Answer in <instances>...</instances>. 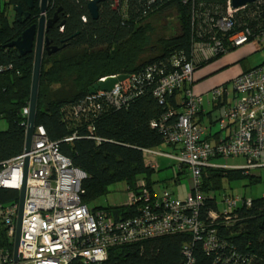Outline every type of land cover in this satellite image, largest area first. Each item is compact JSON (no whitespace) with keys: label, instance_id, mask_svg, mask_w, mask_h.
Here are the masks:
<instances>
[{"label":"trees","instance_id":"16d2710c","mask_svg":"<svg viewBox=\"0 0 264 264\" xmlns=\"http://www.w3.org/2000/svg\"><path fill=\"white\" fill-rule=\"evenodd\" d=\"M38 1L34 0V5ZM228 1L196 0L209 7L211 14H225ZM18 2L0 0L3 6L0 9V63L4 67L0 71V118L8 125L0 130V168L5 161L22 154L25 144V109L30 97L33 52L19 55L8 43L33 20L18 23L11 19L8 9ZM87 2L48 0V15L58 11L59 22L45 35L50 46H56L57 50L43 51L35 124L43 126L48 138L57 142L60 152L85 174L81 186L86 203L107 194L110 185L121 181L127 185V194L138 193L137 182L142 181L156 195L150 186L156 172L146 164L144 156L146 150L165 142L163 131L152 126L151 121L159 120L170 107L176 112L182 111L180 101L187 86L166 93L163 101L153 96L152 91L158 78L174 68L170 60L173 55H190L195 35L191 8L181 0H105L98 4V16L93 19ZM168 13L175 14L178 32L152 43L154 22L151 19ZM243 24L251 29V37L264 31V0H256L237 12L234 27L226 35L241 29ZM149 66L151 80H147L145 73ZM122 73L142 75L141 81L134 83L135 95L125 107L115 108L102 100H88L89 90L99 78ZM176 117L166 121L167 124ZM221 176L229 180L245 176L251 182L260 180L244 169L207 168L200 183L201 237L182 231L113 246L102 264H186L185 249L190 250L193 264H231L233 261L264 264V196L253 197L249 205L237 206L228 216H223L216 197L209 195L220 187ZM163 189L178 198L166 188L161 192ZM18 196V190L0 187V205L16 203ZM133 207L124 203L111 210L102 206L92 208L106 210L117 219L130 216ZM210 211L218 213L216 218L209 216ZM209 229H214L217 243L211 251L203 246V233ZM236 248L237 255L232 256Z\"/></svg>","mask_w":264,"mask_h":264},{"label":"built area","instance_id":"2783aa9c","mask_svg":"<svg viewBox=\"0 0 264 264\" xmlns=\"http://www.w3.org/2000/svg\"><path fill=\"white\" fill-rule=\"evenodd\" d=\"M181 2L191 8L190 20L195 35L189 57L183 53L173 55L170 60L174 68L158 78L152 94L159 101H163L166 93L189 84L198 62L250 40L258 41L264 48V31L251 37V29L245 24L226 35L234 27L235 14L245 6L232 9L228 1L225 14H211L209 7L196 0ZM82 20L85 21V17ZM3 69L0 63V71ZM146 70L147 80L153 79L152 67ZM118 75H106L99 80ZM140 77V74L127 75L111 90L98 89L91 93L88 100H102L115 108L125 107L135 95L133 85L139 83ZM227 93L226 87H215L211 91V101H219ZM231 93L233 102L217 117L216 122L221 129L232 124L234 129L229 136H221L215 144L203 137L207 127L195 121L196 112L202 106V96L192 92L190 87L184 89L180 101L182 111L176 112L170 107L159 120L151 121L152 126H158L163 131L165 144L179 146L174 158L178 165L190 171L193 186L185 198L178 199L164 189L160 195H153L142 181H138L140 191H129L125 202L127 206H134L133 213L117 219L106 210L88 206L83 200L84 189L81 186L85 174L60 152L57 142L48 138L43 126L35 125L29 152L23 151L5 161L0 168V187L18 190L23 160L28 156L18 258L16 262L13 260L18 214L16 202L0 205V241L5 243L0 244V264H102L108 249L113 246L182 231L192 233L195 238L201 237L203 226L199 220V208L203 196L200 189L202 173L207 168H218L211 159L242 156L246 163L235 168L244 169L247 173L264 168V61L236 76ZM96 106L99 107V104ZM174 115H177L176 119L167 124L166 121ZM209 195L215 196L214 192ZM222 201L224 204L219 208L220 213L228 216L235 207L249 205L251 198L232 195L224 196ZM217 214L209 212L212 219ZM214 235V229L203 233V246L208 251L217 245ZM237 251V248L233 249L231 255H237ZM183 252L188 257L186 264H193L190 250Z\"/></svg>","mask_w":264,"mask_h":264},{"label":"crops","instance_id":"0c3cea01","mask_svg":"<svg viewBox=\"0 0 264 264\" xmlns=\"http://www.w3.org/2000/svg\"><path fill=\"white\" fill-rule=\"evenodd\" d=\"M255 47L256 45L251 43L250 40L241 46L235 47V49H232L233 51L227 50L216 57H212L208 61L198 62L192 72L191 82L186 84L187 87L191 88L192 92L202 96V106L196 112L195 121L207 127V131L203 137L209 140L211 144H215L221 136H229L234 129L233 124L228 125L224 129H221L218 124L217 128L216 120L217 117L223 114L224 110L233 102V95L231 93L233 79L239 74L254 67L251 66L248 56ZM204 64H207L205 68L203 67ZM216 72H218V74L213 82L210 80L208 82H202L205 78ZM229 85H231L230 89L228 87ZM218 86L226 87L228 93L225 94V96H223L219 101L213 102L211 101V91L213 88ZM180 100L181 97L178 95L177 102ZM181 109L182 107H180V110ZM179 149V146L162 143L161 145L148 150V154L151 153L152 155L147 154L144 156L145 162L147 165L151 166L155 172L160 171L159 169H166L171 166L173 167L171 170L162 171V175L168 173L169 171H173V169L175 172V167L178 172L184 171L185 167L178 165L176 159L174 158V155L179 151ZM229 157H237V162L234 164L236 166H241L246 163V159L244 157ZM174 161H176V163ZM251 172L261 179V168ZM150 186L152 188L151 183ZM188 192L189 189L186 191V195ZM186 195L180 197V199L185 198Z\"/></svg>","mask_w":264,"mask_h":264},{"label":"rangeland","instance_id":"374dc122","mask_svg":"<svg viewBox=\"0 0 264 264\" xmlns=\"http://www.w3.org/2000/svg\"><path fill=\"white\" fill-rule=\"evenodd\" d=\"M2 7L3 6L1 5L0 9H2ZM151 20L154 22V31L152 33V38L154 39L151 41L152 43H155L156 39H158L159 37L168 36L178 32L179 24L175 19L174 13H168L164 16L154 17ZM251 43L256 45V47L249 54L248 58L251 66H256L264 61V48H262L260 43L256 40H251ZM207 64H204L203 67L205 68ZM218 72L212 73V75L205 78L202 82H208L209 80L213 82L217 77L216 75L218 74ZM228 87L230 89L231 85H229ZM7 126V121L4 118H0V130L6 129ZM147 154L148 151H145V156ZM148 155L152 154L149 153ZM236 158L237 157H216L211 159V162L216 167H241L234 165L237 162ZM174 162L176 163V161ZM172 168L173 167L171 166L166 169H159L160 171L154 174L155 182L152 183V188L156 195H160L161 189L166 188L176 197L180 198L185 196L186 191L193 186V178L187 168H184V171L178 172L175 167V172L173 169V171H169L168 173L162 175V171L171 170ZM126 186L127 185L124 181L110 185L107 194L102 195L94 201L89 202L88 206H102L103 208L109 207L111 210L114 207L123 205L127 200ZM212 192H214L215 194L219 208L223 207L224 202L222 201V199L224 196L239 195L246 198L264 196V168H261V179L256 182H251L249 176L231 180H229L226 176H221L220 187L214 189Z\"/></svg>","mask_w":264,"mask_h":264},{"label":"water","instance_id":"95a60500","mask_svg":"<svg viewBox=\"0 0 264 264\" xmlns=\"http://www.w3.org/2000/svg\"><path fill=\"white\" fill-rule=\"evenodd\" d=\"M28 7L32 6L33 0H21ZM105 0H88L87 9L91 18L96 19L98 16V4ZM256 0H229L230 7L232 9H240ZM47 0H40V16L37 21L30 24L28 27L23 29L21 33L8 43V46H12L17 50L19 55H25L27 53L33 52V68H32V77L30 85V97L27 107V118H26V129H25V144H24V153H28L32 143V136L35 129V118H36V104H37V95H38V86H39V76L41 70V60L43 51H56V46H50L49 41L45 35V32L53 26L57 21L56 13L53 17L46 20L43 12L46 9ZM13 10L16 11L20 17L17 18V21L24 20L28 12H23L21 3L13 6ZM59 10V9H58ZM127 77V74H119L117 77H107L105 80H98L89 90L90 93L95 92L100 89L102 91H109L115 83L118 81L124 80ZM27 166H28V156L24 157L23 166H22V179L21 184L18 188V214L16 220V232L14 238V250H13V260L16 262L18 258V243L20 237V227L21 219L23 212V203L26 192V178H27Z\"/></svg>","mask_w":264,"mask_h":264},{"label":"flooded vegetation","instance_id":"af4514ba","mask_svg":"<svg viewBox=\"0 0 264 264\" xmlns=\"http://www.w3.org/2000/svg\"><path fill=\"white\" fill-rule=\"evenodd\" d=\"M18 3H21V5H22V8H23L22 15H23L24 12H28L27 17L24 20L20 21V22L18 21V23H25L26 21H32L33 20L30 23V24H32L35 21H37L38 17L41 14V12H40V0L38 1V4L37 5H34V0H33L32 6H30V7H28L26 4H24L21 0H19ZM48 12H49V8H48V0H47L46 9L43 12L46 20L49 19V18H51V17H53V15H54V13H53V15L49 16L48 15ZM56 12H57L56 13L57 21L53 24V26L59 22L58 11H56ZM8 13H9V15H11V17H12L11 19H16L17 20V18L20 17L19 14L16 11L13 10V7H12V9H8Z\"/></svg>","mask_w":264,"mask_h":264}]
</instances>
